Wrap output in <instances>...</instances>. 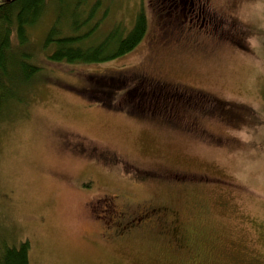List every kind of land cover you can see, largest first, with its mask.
Masks as SVG:
<instances>
[{
    "label": "rangeland",
    "instance_id": "374dc122",
    "mask_svg": "<svg viewBox=\"0 0 264 264\" xmlns=\"http://www.w3.org/2000/svg\"><path fill=\"white\" fill-rule=\"evenodd\" d=\"M79 1L47 0L27 32L39 73L0 111V246L27 243L29 264H264V0H202L212 25L189 37L200 46L188 41L166 50L150 46L156 31L173 29L165 28L170 17L161 15L158 0H99L86 24L97 0ZM139 11L148 18L147 34L119 59L66 65L42 54L58 20L61 36H83L98 20L83 41L88 46L114 27L130 30ZM147 71L226 103L228 115L197 101L177 125L161 110L159 121L146 122L76 91L87 73L139 84L145 77L133 74ZM193 115L198 129L190 131L185 123ZM184 174L197 181L185 185L191 180ZM112 204L168 207L187 249L172 248L158 230L133 231L138 226L112 237Z\"/></svg>",
    "mask_w": 264,
    "mask_h": 264
},
{
    "label": "trees",
    "instance_id": "16d2710c",
    "mask_svg": "<svg viewBox=\"0 0 264 264\" xmlns=\"http://www.w3.org/2000/svg\"><path fill=\"white\" fill-rule=\"evenodd\" d=\"M46 2L47 0H0V111L13 98L14 91L30 85L39 73L40 68L35 66L33 61L35 52L32 45H29L27 32L36 26L44 15ZM161 4L165 9L161 15L183 17L179 2ZM98 6L99 0L95 2L82 24L90 23ZM73 8L75 9V6ZM73 12L78 14L75 10ZM58 21L46 33L42 46V54H48L45 60L51 64L100 65L112 62L133 51L143 41L148 31V18L144 12L139 11L130 30L126 31L121 25L114 27L100 43L83 46V41L96 29L94 26L98 20L87 34H82L83 36L78 33L74 34L75 36H61ZM86 76L84 88L76 90L84 101L96 103L104 109L124 112L138 120L157 122L160 120L161 110L162 113L170 115V121L177 125L178 120L183 117L182 114L192 109V104L198 106L197 101L212 104V108L220 115H228L225 113L229 110L226 103L219 100L211 101L206 94L196 89L184 90L164 80H156L148 71L133 74L132 79L149 77L148 80L145 78L140 80L139 84L128 77L117 79L107 73H87ZM178 88H180L178 93L173 92ZM181 92L186 93L185 96H182ZM180 101L182 103L179 105ZM201 109L205 112L207 105L203 104ZM188 127L190 125H186L185 128ZM189 130L192 131V128ZM149 205L152 206H148L149 211H155L154 209L159 207L157 204ZM124 206H121V209ZM161 207L167 212L171 211L166 206ZM125 210V208L122 212L111 210L110 214L115 215V222L111 227L113 237H123L127 230L134 227L128 221L132 214L128 212L126 215ZM171 212L175 220L170 221L167 217L162 227L155 230L166 236L172 248L178 251L187 249L188 245L183 243V234L176 221L177 215ZM142 228L140 226V229ZM28 251L27 243L21 244L18 249L0 246V264H29Z\"/></svg>",
    "mask_w": 264,
    "mask_h": 264
},
{
    "label": "flooded vegetation",
    "instance_id": "af4514ba",
    "mask_svg": "<svg viewBox=\"0 0 264 264\" xmlns=\"http://www.w3.org/2000/svg\"><path fill=\"white\" fill-rule=\"evenodd\" d=\"M158 2H162V3L179 2L180 6L183 8L181 10L183 17H182V19H180L178 17H170L168 22L165 23V28L173 27L172 31L168 32V34L165 36L163 34L159 33L158 31H156L155 32L156 37L152 38L150 41L151 49L152 50H160V49L166 50V49H168V47L173 48L179 44H182V42H183V44L189 43L188 41H190L191 44L195 43L196 46H200V43L198 41L194 42L192 40L194 37L193 38H189V37H191L195 28L199 29L203 26L209 27L212 25L210 16H207V17L202 16L204 14V9H205V5L202 6V0H158ZM180 20H182V23L180 22ZM186 21L193 24L194 26L188 27L185 24ZM180 23H181L182 27L178 30H174V28H175L174 25H179ZM185 40H187V42H184ZM167 45H168V47H167ZM173 92L178 93V89H176ZM192 118H193L192 123H185V124L190 125V127L192 129H193L192 126L196 125V127H195V130H196V129H198L197 121L199 120V117L198 116L195 117L193 115ZM195 130H194V132H196ZM141 173H143V172L137 171V174L142 175ZM184 175L189 180H191V181H188L187 183H184L185 185L186 184L190 185L193 182L197 181V178L193 175H190V174H184ZM141 177H142V180L143 179H149V180H153V179L158 180L159 179L160 181H163V179L158 178L156 176L143 175ZM148 206H151V205L146 204L145 206H143L141 208H137L136 210H132L126 206L123 207L126 210H128V211L125 210L126 215L128 214V212L132 214V216L128 217V221H130V223H132L134 225V227L138 226L135 229L136 231L140 229V226H142L144 229L145 228H147V229L151 228V230L152 229H154V230L160 229L162 227V224H164V220L167 219V217H168V220H170V221L175 220L173 213L171 211L167 212V210L164 207L159 206V207L154 209L155 211H149V210H147ZM111 209H114V212L115 211H121L122 212L121 205L118 206V205L112 204ZM122 215H123V213H122ZM126 221H127V219H126ZM105 237H106V235H105Z\"/></svg>",
    "mask_w": 264,
    "mask_h": 264
}]
</instances>
